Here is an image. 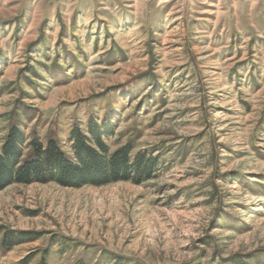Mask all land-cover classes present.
<instances>
[{"label": "rangeland", "instance_id": "rangeland-1", "mask_svg": "<svg viewBox=\"0 0 264 264\" xmlns=\"http://www.w3.org/2000/svg\"><path fill=\"white\" fill-rule=\"evenodd\" d=\"M91 117L152 178L0 189V264H264V0H0V146Z\"/></svg>", "mask_w": 264, "mask_h": 264}, {"label": "trees", "instance_id": "trees-1", "mask_svg": "<svg viewBox=\"0 0 264 264\" xmlns=\"http://www.w3.org/2000/svg\"><path fill=\"white\" fill-rule=\"evenodd\" d=\"M87 126V133L80 128L71 131L73 155L69 156L57 139L51 137L45 143L36 135L27 136L21 123H13L0 146V189L12 183L54 181L80 187L152 178L158 156L140 152L132 157L131 142L111 149L107 140L115 126L110 122L91 117ZM16 242L15 234L8 233L2 246L10 248ZM40 264L51 263L44 259Z\"/></svg>", "mask_w": 264, "mask_h": 264}]
</instances>
